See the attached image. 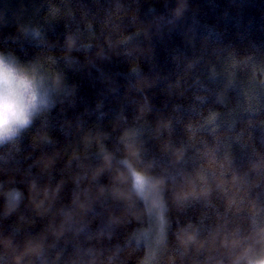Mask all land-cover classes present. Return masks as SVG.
<instances>
[{
	"label": "clouds",
	"instance_id": "9594fccd",
	"mask_svg": "<svg viewBox=\"0 0 264 264\" xmlns=\"http://www.w3.org/2000/svg\"><path fill=\"white\" fill-rule=\"evenodd\" d=\"M92 4L0 0V264H264V23Z\"/></svg>",
	"mask_w": 264,
	"mask_h": 264
},
{
	"label": "trees",
	"instance_id": "16d2710c",
	"mask_svg": "<svg viewBox=\"0 0 264 264\" xmlns=\"http://www.w3.org/2000/svg\"><path fill=\"white\" fill-rule=\"evenodd\" d=\"M41 2L42 0H10V4L14 7L19 3H23L27 7H29V9H31L35 5H39ZM56 2L58 3L59 0H56ZM79 2L93 7V10H95L92 4V0H79ZM198 2L204 10L202 21L211 26L216 23V13L221 7L224 6L226 0H198ZM76 3L77 0H72L73 6H75ZM238 3H242L243 5L244 17L243 20H241L239 23L234 20L227 24V35L224 37L226 41H235V33L238 30L243 31L246 27H250L252 29V33L254 36H260V33L256 29L260 24L264 23V21H262L260 18L261 13H264V0H238ZM145 7L147 6L145 5ZM58 30H62V25ZM174 43L179 44V39H176ZM168 47H171V44H169ZM157 51L160 65L164 68H167L169 65L166 55V46L158 44ZM120 68L123 69L124 66L121 65ZM259 71H264V68H257L256 66H253L251 69V72L253 73ZM262 79H264V77H262ZM83 94L88 100H90L91 96L93 95V93L90 89L87 88V86H85ZM257 135H259V132H257Z\"/></svg>",
	"mask_w": 264,
	"mask_h": 264
}]
</instances>
